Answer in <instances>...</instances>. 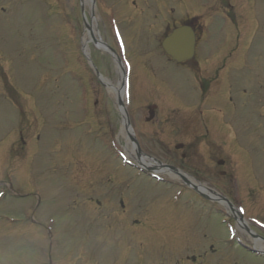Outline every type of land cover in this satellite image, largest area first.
Masks as SVG:
<instances>
[{
  "label": "rangeland",
  "instance_id": "obj_1",
  "mask_svg": "<svg viewBox=\"0 0 264 264\" xmlns=\"http://www.w3.org/2000/svg\"><path fill=\"white\" fill-rule=\"evenodd\" d=\"M220 1L156 0L145 21L120 0L82 6L94 38L110 47L106 13L131 17L123 21L133 69L126 117L142 152L242 204L264 237V0ZM205 5L212 10L201 12ZM80 9V0H0V264H264L235 246L236 236L264 243L243 230L230 238L227 223L236 222L217 213L220 203L181 179L158 184L122 163L119 152L135 155V147L116 101L121 77L108 49L89 42L111 87L93 76L81 54L91 39ZM198 13L200 23L211 19L197 67L168 62L159 31ZM232 48L236 61L224 72ZM82 85L89 103L80 99ZM150 109L155 117L146 122ZM179 144L183 151H175Z\"/></svg>",
  "mask_w": 264,
  "mask_h": 264
},
{
  "label": "water",
  "instance_id": "obj_2",
  "mask_svg": "<svg viewBox=\"0 0 264 264\" xmlns=\"http://www.w3.org/2000/svg\"><path fill=\"white\" fill-rule=\"evenodd\" d=\"M194 44L195 39L193 32L187 27H182L174 30L171 35L165 39L162 46L164 51L174 61L182 62L192 57Z\"/></svg>",
  "mask_w": 264,
  "mask_h": 264
},
{
  "label": "bare ground",
  "instance_id": "obj_3",
  "mask_svg": "<svg viewBox=\"0 0 264 264\" xmlns=\"http://www.w3.org/2000/svg\"><path fill=\"white\" fill-rule=\"evenodd\" d=\"M92 30H93V33H95V30H94V25L92 26ZM141 163H145V164H148V165H150V163H148V162H146V161H143V160H141Z\"/></svg>",
  "mask_w": 264,
  "mask_h": 264
},
{
  "label": "flooded vegetation",
  "instance_id": "obj_4",
  "mask_svg": "<svg viewBox=\"0 0 264 264\" xmlns=\"http://www.w3.org/2000/svg\"><path fill=\"white\" fill-rule=\"evenodd\" d=\"M185 156H183L182 158H184Z\"/></svg>",
  "mask_w": 264,
  "mask_h": 264
}]
</instances>
